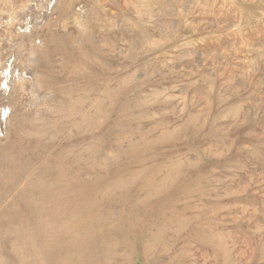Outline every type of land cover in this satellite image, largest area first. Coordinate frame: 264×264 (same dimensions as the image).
<instances>
[{"label": "rangeland", "instance_id": "rangeland-1", "mask_svg": "<svg viewBox=\"0 0 264 264\" xmlns=\"http://www.w3.org/2000/svg\"><path fill=\"white\" fill-rule=\"evenodd\" d=\"M0 264H264V0H0Z\"/></svg>", "mask_w": 264, "mask_h": 264}]
</instances>
